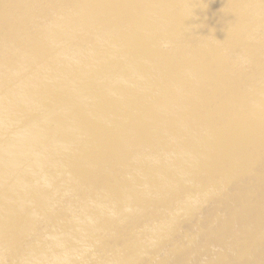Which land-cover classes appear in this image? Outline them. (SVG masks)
<instances>
[{"label": "water", "instance_id": "obj_1", "mask_svg": "<svg viewBox=\"0 0 264 264\" xmlns=\"http://www.w3.org/2000/svg\"><path fill=\"white\" fill-rule=\"evenodd\" d=\"M0 264H264V0H0Z\"/></svg>", "mask_w": 264, "mask_h": 264}]
</instances>
